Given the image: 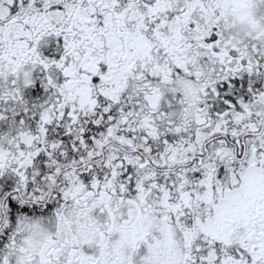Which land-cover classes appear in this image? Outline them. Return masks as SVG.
Here are the masks:
<instances>
[{"label":"snow or ice","instance_id":"6c2138e0","mask_svg":"<svg viewBox=\"0 0 264 264\" xmlns=\"http://www.w3.org/2000/svg\"><path fill=\"white\" fill-rule=\"evenodd\" d=\"M0 264H264V0H0Z\"/></svg>","mask_w":264,"mask_h":264}]
</instances>
